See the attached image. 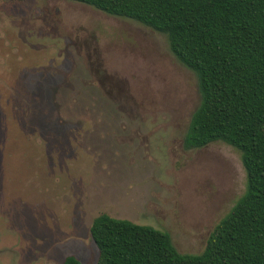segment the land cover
Returning a JSON list of instances; mask_svg holds the SVG:
<instances>
[{
	"label": "rangeland",
	"instance_id": "374dc122",
	"mask_svg": "<svg viewBox=\"0 0 264 264\" xmlns=\"http://www.w3.org/2000/svg\"><path fill=\"white\" fill-rule=\"evenodd\" d=\"M200 98L162 33L71 0H0V264H97L101 213L200 253L246 187L235 147L184 148Z\"/></svg>",
	"mask_w": 264,
	"mask_h": 264
},
{
	"label": "trees",
	"instance_id": "16d2710c",
	"mask_svg": "<svg viewBox=\"0 0 264 264\" xmlns=\"http://www.w3.org/2000/svg\"><path fill=\"white\" fill-rule=\"evenodd\" d=\"M162 33L198 80L186 149L222 141L239 150L246 187L198 254L168 232L101 213L89 232L97 264H264V0H71ZM61 264H82L67 255Z\"/></svg>",
	"mask_w": 264,
	"mask_h": 264
}]
</instances>
